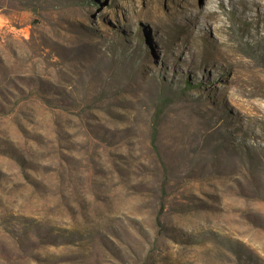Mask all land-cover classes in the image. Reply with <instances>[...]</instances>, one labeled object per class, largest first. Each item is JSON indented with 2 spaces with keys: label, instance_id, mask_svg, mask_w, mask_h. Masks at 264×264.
I'll list each match as a JSON object with an SVG mask.
<instances>
[{
  "label": "rangeland",
  "instance_id": "374dc122",
  "mask_svg": "<svg viewBox=\"0 0 264 264\" xmlns=\"http://www.w3.org/2000/svg\"><path fill=\"white\" fill-rule=\"evenodd\" d=\"M0 264H264V0H0Z\"/></svg>",
  "mask_w": 264,
  "mask_h": 264
}]
</instances>
